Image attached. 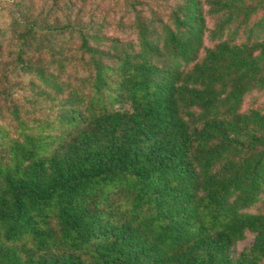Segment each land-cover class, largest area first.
<instances>
[{"label":"trees","instance_id":"obj_1","mask_svg":"<svg viewBox=\"0 0 264 264\" xmlns=\"http://www.w3.org/2000/svg\"><path fill=\"white\" fill-rule=\"evenodd\" d=\"M256 94L264 0H0V264H264Z\"/></svg>","mask_w":264,"mask_h":264},{"label":"rangeland","instance_id":"obj_2","mask_svg":"<svg viewBox=\"0 0 264 264\" xmlns=\"http://www.w3.org/2000/svg\"><path fill=\"white\" fill-rule=\"evenodd\" d=\"M209 25H211V21H209ZM207 42V41H206ZM254 98L252 97H249L247 98V103H251L252 99H255L256 102L259 104V103H263L264 101V95L263 94H256V95H252ZM251 239H252V235L251 234H248L246 239L243 240V241H240L237 245V249H241L243 246L249 244L251 242Z\"/></svg>","mask_w":264,"mask_h":264}]
</instances>
